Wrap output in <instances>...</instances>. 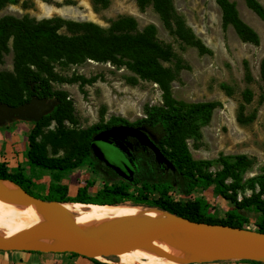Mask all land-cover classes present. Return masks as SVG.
I'll use <instances>...</instances> for the list:
<instances>
[{
    "label": "trees",
    "instance_id": "obj_1",
    "mask_svg": "<svg viewBox=\"0 0 264 264\" xmlns=\"http://www.w3.org/2000/svg\"><path fill=\"white\" fill-rule=\"evenodd\" d=\"M48 2L49 0H43ZM221 10L223 26L231 25L237 35L245 43L257 45L258 36L239 17L235 5L229 0H215ZM20 0H0V10L7 5L19 4ZM137 6L143 10L152 5L160 17L164 27L182 42L194 47L200 54H210V50L195 37L193 32L180 15L176 12L173 0H135ZM245 4L264 22V8L257 0H244ZM110 0H91L93 9L100 10L108 7ZM64 32H60V30ZM10 36L20 57L26 58L30 68L20 72V85L17 79L9 73L0 72V102L12 107L20 106L31 99L52 101L53 108L39 120H29L34 126L28 135L29 149L27 151L28 167L31 171L40 170L51 174V181L45 196H39L32 191V181L20 168L17 173H10L6 164L0 163V179L12 181L30 195L45 201L77 202L97 205H119L130 203L144 208H155L169 214L181 216L195 222L219 224L237 228H246L248 220L243 210H254L260 216L256 223V230L264 233V175L256 176L248 182L250 196H244L240 201L236 198V186L239 174L252 165V161L244 155L236 156L232 160L219 158L220 169L214 174L208 172L210 162L195 161L191 158L186 140L200 137L199 129L207 125L213 111L219 107L215 101L201 103H184L171 97L170 84L176 74L187 66L178 58L171 47L160 42L156 37L153 26H147L142 31L130 16H119L109 22L107 29L93 23H76L61 18L35 21L27 17L15 19L5 17L0 20V44ZM66 56H84L96 62L109 63L114 67H124L136 74L142 80H149L160 85L163 91V105H145L143 117L129 123L122 117L111 116L106 124H96L81 130L78 134L67 131L65 123L77 124L73 103L66 92L54 90L53 82L76 83L82 88L92 85L100 76L85 78L84 76L62 77L53 71L51 64L42 57L40 46ZM158 59H172L174 69L161 68ZM245 80L251 81L248 66L245 63ZM260 76L264 83V59L260 63ZM132 84L136 80H132ZM227 95L231 89L226 85L220 86ZM23 91V92H22ZM24 93V94H23ZM250 93H243V100L249 103ZM237 122L245 124L253 121L254 116L245 117L243 106L239 107ZM54 123L51 133H43V128ZM130 125L151 131L156 136L157 147L172 165H160L155 156L143 158L136 156L134 179L114 181L116 177L105 174V181L100 190L93 196L88 193L95 182L89 180L86 186L78 188L74 196L68 195V186L63 177L83 164L95 165L90 161L91 139L100 131L111 126ZM40 137L39 141H36ZM47 147L52 151L61 148V157L47 155ZM99 168L101 167L98 163ZM232 180L228 184L226 181ZM2 180V181H6ZM214 186L216 193L233 205V209L225 214L224 219H218L209 213V204L200 199L185 202L172 198L171 191L175 190L181 196L188 197L199 188ZM130 188L135 192H130ZM233 191L232 194L228 192ZM153 193L157 194L152 198ZM72 256L77 254L70 253ZM95 264H107L91 259ZM263 264L255 261H245Z\"/></svg>",
    "mask_w": 264,
    "mask_h": 264
},
{
    "label": "rangeland",
    "instance_id": "obj_2",
    "mask_svg": "<svg viewBox=\"0 0 264 264\" xmlns=\"http://www.w3.org/2000/svg\"><path fill=\"white\" fill-rule=\"evenodd\" d=\"M229 1L235 5L240 19L257 34V45L243 42L231 25L223 26L221 10L215 0H173L178 15L195 37L210 50V54H200L196 48L172 35L164 27L152 5L141 10L135 0H110L107 8L96 11L92 7L91 0H49L48 2L20 0L19 4L7 5L0 10V20L5 17L15 19L27 17L35 21L61 18L76 23H93L107 29L111 20L119 16H130L136 21L139 31L147 26H153L157 39L170 46L173 53L187 66L186 69L180 70L171 82V97L188 104L211 101L220 104L213 111L210 122L200 127V137L186 140L191 158L195 161L210 162L207 170L212 174L221 168L218 163L221 157L232 160L236 156L244 155L252 161V165L240 173L238 180L234 181L236 198L240 201L244 196L248 197L251 194L248 189L250 179L264 175V83L260 76V63L264 59V22L247 7L244 0ZM257 1L264 8V0ZM40 49L41 55L42 52L46 53L45 57L43 55L42 57L48 59L53 71L62 77L89 78L95 75L102 77L94 84L82 88L79 82L52 83L54 90L66 92L73 103L77 124L65 123L67 131L71 134H78L81 130L96 124H106L111 116L122 117L133 123L143 117L145 105L164 103L163 91L158 83L142 80L124 67H114L109 63L96 62L84 56H66L43 45ZM157 63L163 69H174L172 59H158ZM245 63L251 76L249 82L245 80ZM24 68L36 70L26 58L20 57L14 38L10 36L0 44V72L12 74L20 85V72ZM133 79L136 80L135 84L131 83ZM222 84L231 89V95H227L221 89ZM246 90L251 96L249 103L243 100V93ZM241 105L243 115L245 117L253 115V121L245 124L237 122ZM15 124L24 127L22 155L27 170L22 169L35 182L32 191L42 196L35 189L38 190L40 187L37 184L41 183L36 175L43 171H31L28 160H25L29 149L28 135L34 125L29 120L20 118L0 121V127L3 128ZM54 128V123H51L42 130L43 133H51L54 132ZM147 132L156 140L154 133ZM39 140L40 137H37L36 141ZM63 154L64 150L61 148L52 151L47 147L49 157H61ZM84 165L86 164L82 166ZM74 170L76 171L73 173ZM74 170L63 177L72 191L74 184L79 182V168ZM81 175L83 179L86 177L85 173ZM93 180L95 183L99 182L101 186L105 181L103 176ZM114 181L127 183L126 180L117 177ZM226 183L230 184L232 180L228 179ZM129 191L135 192L132 188ZM232 193L233 191L228 192V194ZM170 194L173 199L182 202L193 199L203 200L209 204V213L218 219H224L226 212L234 207L229 200L216 193L213 185L199 188L188 197L181 196L175 190ZM151 197L156 198L157 194L153 193ZM242 212L248 220L246 228L256 230L260 215L254 210ZM106 259L119 260L116 257Z\"/></svg>",
    "mask_w": 264,
    "mask_h": 264
},
{
    "label": "water",
    "instance_id": "obj_3",
    "mask_svg": "<svg viewBox=\"0 0 264 264\" xmlns=\"http://www.w3.org/2000/svg\"><path fill=\"white\" fill-rule=\"evenodd\" d=\"M53 106L52 101L44 99H31L29 102L16 107L0 102V121L8 118L39 121L44 114L51 111ZM127 138L137 139L142 146L150 148L160 165L172 166L156 146L155 139L141 127L130 125L112 126L97 133L93 140L95 142H107L109 139L124 140ZM95 154L103 160L100 153L95 152ZM2 180L6 179H0V182ZM18 188L19 190L16 192L6 193L0 187V199L24 206L33 204L45 216L48 223L22 231L9 240L0 237V251L73 253L88 259L98 260L99 257L105 259L117 257L148 246L154 240L171 232L186 230L190 233L191 238L189 250L200 255L213 256V258L205 261L244 260L264 264V233L259 231L219 224L199 223L157 209L165 215L152 224H145L133 232L122 231L117 238L106 243L100 239V235L105 229L93 232L82 230L67 217L50 207L52 203L59 202L42 200L30 195L20 187ZM141 208L145 210L152 209ZM108 227L119 228V223L109 224ZM44 238L55 239L57 242H44L41 240ZM189 263L197 262H184L183 264Z\"/></svg>",
    "mask_w": 264,
    "mask_h": 264
},
{
    "label": "bare ground",
    "instance_id": "obj_4",
    "mask_svg": "<svg viewBox=\"0 0 264 264\" xmlns=\"http://www.w3.org/2000/svg\"><path fill=\"white\" fill-rule=\"evenodd\" d=\"M0 187L6 193L19 190V186L7 180L1 181ZM50 207L82 230L93 232L105 229L100 239L106 243L117 238L122 231L133 232L165 215L155 208L145 210L141 206L130 203L97 205L59 202L52 203ZM115 222L119 223V228H107L109 224ZM47 223V219L35 205L24 206L0 199V237L9 240L22 231ZM41 240L48 243L57 242L55 239ZM190 245L191 238L188 231H175L154 240L148 246L117 256L118 261L101 257L98 260L109 264H183L184 262H203L213 258V256L200 255L189 250Z\"/></svg>",
    "mask_w": 264,
    "mask_h": 264
},
{
    "label": "crops",
    "instance_id": "obj_5",
    "mask_svg": "<svg viewBox=\"0 0 264 264\" xmlns=\"http://www.w3.org/2000/svg\"><path fill=\"white\" fill-rule=\"evenodd\" d=\"M24 127L21 124H15L8 128L0 127V163L6 164L10 173H17L20 168L27 170L26 162L23 159L24 151ZM19 146V147H18ZM20 149V150H19ZM28 151V150H27ZM27 160V154L25 155ZM22 163V165H20ZM76 170L73 171V173ZM86 174L84 177L81 174ZM26 174V173H25ZM27 175V174H26ZM41 183L37 184L38 191L42 196L47 194V189L51 181V174L43 171L36 175ZM90 175L84 166L79 167V182L74 184V190L68 186L66 180L62 182L68 186V195L74 196L78 188L83 186V182L89 179ZM32 184L34 187L35 182ZM101 188V184L96 182L91 188L88 189V193L93 196ZM34 192V190H33ZM0 264H95L91 259L83 256H72L69 253H41V252H4L0 251ZM189 264H254L248 263L244 260H212L205 262L189 263Z\"/></svg>",
    "mask_w": 264,
    "mask_h": 264
},
{
    "label": "flooded vegetation",
    "instance_id": "obj_6",
    "mask_svg": "<svg viewBox=\"0 0 264 264\" xmlns=\"http://www.w3.org/2000/svg\"><path fill=\"white\" fill-rule=\"evenodd\" d=\"M93 138L90 142V161L93 160L95 165H85L90 177L85 181L81 188L86 186L87 181L104 176L105 174H111L113 177L132 181L135 177V166L133 165L135 157L140 156L139 160H141L150 157L151 155L154 156V153L150 148L142 146L140 142L134 138H127L124 140L109 139L107 142H95ZM155 144L157 145L156 141ZM95 152L98 154L100 153L103 160L99 159ZM98 163L101 165L100 168Z\"/></svg>",
    "mask_w": 264,
    "mask_h": 264
}]
</instances>
